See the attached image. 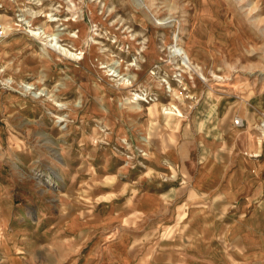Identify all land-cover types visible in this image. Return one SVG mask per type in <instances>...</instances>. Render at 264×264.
I'll return each mask as SVG.
<instances>
[{
    "label": "rangeland",
    "instance_id": "374dc122",
    "mask_svg": "<svg viewBox=\"0 0 264 264\" xmlns=\"http://www.w3.org/2000/svg\"><path fill=\"white\" fill-rule=\"evenodd\" d=\"M0 23V264H264V0H0Z\"/></svg>",
    "mask_w": 264,
    "mask_h": 264
},
{
    "label": "bare ground",
    "instance_id": "6f19581e",
    "mask_svg": "<svg viewBox=\"0 0 264 264\" xmlns=\"http://www.w3.org/2000/svg\"><path fill=\"white\" fill-rule=\"evenodd\" d=\"M73 9V8H72ZM52 15L50 14V13H47V12H45L44 11V16H43V22H42V26H41V28H42V30H41V28H29V31L31 32V33H33V34H35V35H43L44 36V38L43 39H49V42H47V43H50V42H52L53 43V38H55V40H57L56 39V37H53V35H58L57 33L59 32V31H57V32H53V31H51V26H50V24L48 23V21H53L52 20ZM55 19H57L58 21H61L62 23L61 24H69V21H72V19L73 18H61V17H57V18H55ZM35 24V23H34ZM17 26V25H16ZM39 27V26H38ZM36 29V30H35ZM41 30V31H40ZM60 35H69V37H73V36H75L74 34H64V33H60ZM53 37V38H52ZM61 39H64V38H61ZM54 40V41H55ZM53 47L54 48H56V47H58V49H60L61 51H65V53H67V54H70L69 53V50H67V49H64V48H62L61 49V46L60 45H56V43L54 42V45H53ZM185 52H186V55H187V57H188V59H190V51L186 48L185 49ZM55 54L57 55V52H55ZM70 55H78V53H73V54H70ZM108 71V70H107ZM111 71V69H109V72ZM109 74V73H108ZM113 74V73H112ZM123 77V76H122ZM123 80H125L124 82H123V84H126L127 86H131L130 85V82H129V80H127V79H125V78H123ZM22 82V81H21ZM176 89V88H175ZM175 89L174 88H172L171 86H169V94H173V95H176L177 93H176V91H175ZM132 94V93H131ZM133 95H135V94H133ZM133 100H138V98H136V97H133L132 98ZM140 99H143V98H140ZM143 100H145V99H143ZM173 105V107H170L169 108V110H167V111H171L173 108H174V110L175 111H178V114H181V111H179V108H177V106L175 105V104H172ZM138 108H141V105L138 107ZM263 123H264V120L262 121ZM141 137V136H140ZM141 139V143H146V141H147V139L146 138H144V136L143 137H141L140 138ZM251 156H257V154L255 153H253V154H250Z\"/></svg>",
    "mask_w": 264,
    "mask_h": 264
},
{
    "label": "built area",
    "instance_id": "2783aa9c",
    "mask_svg": "<svg viewBox=\"0 0 264 264\" xmlns=\"http://www.w3.org/2000/svg\"><path fill=\"white\" fill-rule=\"evenodd\" d=\"M5 31H6L5 27L3 26L2 23H0V41L5 37V33H6ZM235 123L237 125H242V121L239 118H236Z\"/></svg>",
    "mask_w": 264,
    "mask_h": 264
},
{
    "label": "crops",
    "instance_id": "0c3cea01",
    "mask_svg": "<svg viewBox=\"0 0 264 264\" xmlns=\"http://www.w3.org/2000/svg\"><path fill=\"white\" fill-rule=\"evenodd\" d=\"M222 141H223V143H219V142H220L219 140H218V142H217V144L219 143V148L223 147L224 144H227V142H228V141H226V140H222Z\"/></svg>",
    "mask_w": 264,
    "mask_h": 264
}]
</instances>
